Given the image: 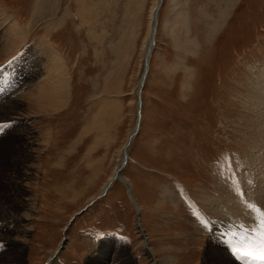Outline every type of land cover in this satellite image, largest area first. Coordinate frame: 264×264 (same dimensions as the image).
I'll use <instances>...</instances> for the list:
<instances>
[{
	"label": "rangeland",
	"instance_id": "rangeland-1",
	"mask_svg": "<svg viewBox=\"0 0 264 264\" xmlns=\"http://www.w3.org/2000/svg\"><path fill=\"white\" fill-rule=\"evenodd\" d=\"M129 1L92 0L98 19L78 0H0V92L17 86L0 98V227L25 231L2 235L0 264H224L213 224L243 237L213 200L264 155V0H164L142 93L159 0ZM59 72L64 104L41 115Z\"/></svg>",
	"mask_w": 264,
	"mask_h": 264
},
{
	"label": "bare ground",
	"instance_id": "bare-ground-1",
	"mask_svg": "<svg viewBox=\"0 0 264 264\" xmlns=\"http://www.w3.org/2000/svg\"><path fill=\"white\" fill-rule=\"evenodd\" d=\"M78 2H79V5H80V10L82 12H85L87 10L88 11V15H89V13H93L92 14L93 16L97 15V16H95L96 18H98L100 16H103L102 14L105 12V11H102V14H101V13H99V9L93 10L92 9V0H78ZM163 2H164V0H159L158 3L155 5V7L150 12V32H149V35L147 37V44H146V47H145V50H146L145 51V57H147L150 48H151V52H150V55H149V58H148V61L149 62H148V64H146L147 65V68H146V65H145L146 70H145V73H144V75L142 77V80L140 82L139 91H140V89H141V91H143V89L141 88V86L143 85V88L145 87L146 78H147V76L149 74L150 58L152 57V53H153V50H154V47H155L156 35H157V30H158L159 10L162 7ZM129 4H128V10L130 8L132 9V7L136 4V2H134L133 0H130L129 1ZM141 5L142 4L139 3L137 6L138 7H141ZM96 10H98V13H94ZM155 28H156V33L153 36V33L155 31ZM150 40H151V42H150V45H149V41ZM145 61H146V59H145ZM57 62H58L57 63L58 65H56V68L59 69V66H60L59 64L62 65L63 61L60 58H58V61ZM54 67H55V65H54ZM60 70L63 71V66H60ZM59 73L62 74L61 72H59ZM64 73L61 76L59 74L58 79L56 81L57 83L59 82L58 85H59V88H61V89H58L57 91H55V94L52 95V98L56 96L53 101H51V99H52L51 97L49 99V96H46L47 95L46 94L47 91L45 92V94L43 95V97H42L41 93L38 94L37 96L34 95V96H36V97H34V103H35V107H37V109L36 108L35 109L38 110L39 113H41V115L42 114L48 115L49 113L53 112V111L50 110V108L47 109L46 106H48V104H50V106H51L52 109H53V105H55L57 107H61V105L64 104V102H63L64 98L63 97L65 96V92L64 91H66L65 84L67 82ZM145 75H147V76L144 79V76ZM42 85L45 86L44 84H42ZM261 100H259L257 102H261V112L259 111V113H261L263 115V119H264V108H263V106H264V99H263V97H262ZM10 103H12V102H10ZM254 110H255V108H254ZM136 129H137V127H136ZM138 132L136 133V131L135 132L133 131L132 138L130 137L129 142H128V145L131 143V141L133 140V138L138 134ZM32 135H33L32 133H26L25 132V138H26L25 141H27L25 143H26V145L29 144L28 145V148H33L34 145H35V142L32 140L33 139ZM128 145H127L126 148H128ZM254 151H255V147H254ZM255 153H256V151H255ZM126 154H127V151H126ZM249 161H250V159H249ZM257 161H259L260 163L257 165L256 168H254L255 167V165H254V167L252 166L253 168L247 166L250 169L241 171L243 169L242 168L241 170H239L240 172L237 175V177L238 178L240 177V178L238 179V182L237 183H235V181L233 182L235 185L236 184L237 185L235 186V185L231 184V185H233V186H231V188H230L229 185H227L230 190L223 191V192H220L219 191L220 192L219 193L220 195L217 196V199H214L213 200L214 208H216L217 214L219 212L222 215L225 214V216L226 215H230V216H232V218H235V220H237V222L238 221H239V223L242 222L241 223V224H243L242 226H244L246 228L244 230L243 237L242 236H232V239L234 238L236 240V242L240 245V247L243 244H244L243 246L246 247L247 245H250V244H252L253 242H255L257 240V238L253 237V235H255L256 233L255 234L248 233V232H246V230H252L254 223L257 222L258 219H260V221L264 224V155H262L258 159H256L255 162L257 163ZM252 162L254 163V160ZM126 163H127V155L125 157V161H124V164H123L122 167H124L126 165ZM248 165L250 166V165H253V164L252 163L251 164L248 163ZM122 167L120 169H122ZM9 181H10L9 183H11L13 181V178H10ZM111 181H113V179ZM229 184H230V182H229ZM109 185L111 186L112 184H109ZM109 185L104 188L101 197L104 196L107 193V191L110 188ZM237 190H239V191L237 192ZM5 215L7 216L9 214L6 213ZM80 215H82V214H79L77 216H80ZM6 216H5V218L10 217V216H7L6 217ZM77 216L72 217V221L70 220L69 223L71 224L75 220V218ZM10 218H12V217H10ZM221 218H223V217H221ZM19 220L20 219L18 217V221H16V222L20 224L21 222ZM222 221H225V220H222ZM13 222L15 223V221H13ZM224 223H226V222H224ZM19 224H17V225H19ZM262 230H264V228ZM215 231H217V230H215ZM260 231L261 230H259V232ZM14 233H15V237L19 238V237H23L24 236L25 231L20 230L19 229V226H17L13 230L6 231V232H3L2 233L1 232V227H0V238L2 237V235H3V237L4 236L6 237V235L14 234ZM226 233H228V232H226ZM257 236L258 235H256V237ZM9 241L15 243L16 240L15 239H11ZM233 246L234 245H232V249H230V251H234V247ZM218 254H220V256L223 257V259L221 261H223L224 264H232L233 263V260L229 258L231 256H230L229 252L227 251V249L223 250L224 256L221 253H218ZM218 260H220V259L218 258Z\"/></svg>",
	"mask_w": 264,
	"mask_h": 264
},
{
	"label": "snow or ice",
	"instance_id": "snow-or-ice-1",
	"mask_svg": "<svg viewBox=\"0 0 264 264\" xmlns=\"http://www.w3.org/2000/svg\"><path fill=\"white\" fill-rule=\"evenodd\" d=\"M234 253L241 261L250 264H264V231L259 233L258 239L243 248H234Z\"/></svg>",
	"mask_w": 264,
	"mask_h": 264
},
{
	"label": "water",
	"instance_id": "water-1",
	"mask_svg": "<svg viewBox=\"0 0 264 264\" xmlns=\"http://www.w3.org/2000/svg\"><path fill=\"white\" fill-rule=\"evenodd\" d=\"M157 28V27H156ZM156 28H155V31H154V33H153V36H154V34L156 33ZM154 38V37H153ZM150 52H151V48L149 49V52H148V55H147V60H148V58H149V55H150ZM147 64H148V62H147ZM146 76L147 75H145L144 76V79L146 78ZM141 88L143 89V85L141 86ZM140 91H141V89H140ZM140 108V110H141V105L139 106ZM140 112V111H139ZM139 127H140V121H139V123H138V125H137V129H136V133L139 131ZM139 133V132H138ZM128 162V161H127ZM97 200V199H96ZM95 200V201H96ZM94 201V202H95ZM94 202H92V203H94ZM92 203L88 206V207H91V205H92ZM88 207H86L84 210H82V211H80L79 213H76L75 214V216H77V215H79V214H84V212H86L85 210L88 208ZM89 210V209H88ZM71 221H72V219H71ZM70 224V223H69ZM61 250H62V248H60L58 251H57V253L55 254V255H53V257L51 258V261L52 260H54L55 258H56V256H57V254H59L60 252H61Z\"/></svg>",
	"mask_w": 264,
	"mask_h": 264
}]
</instances>
